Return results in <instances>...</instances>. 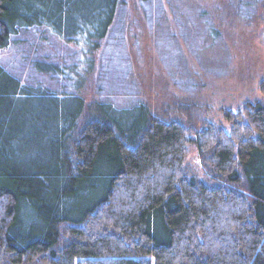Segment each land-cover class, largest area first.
Listing matches in <instances>:
<instances>
[{
	"label": "trees",
	"instance_id": "trees-1",
	"mask_svg": "<svg viewBox=\"0 0 264 264\" xmlns=\"http://www.w3.org/2000/svg\"><path fill=\"white\" fill-rule=\"evenodd\" d=\"M117 2L100 0L111 16L89 40ZM90 9L0 0V264H264V100L218 125L146 110L126 125L100 106L78 127L74 88L28 83V70L65 82L50 38L68 44ZM191 149L206 179L188 171Z\"/></svg>",
	"mask_w": 264,
	"mask_h": 264
},
{
	"label": "rangeland",
	"instance_id": "rangeland-1",
	"mask_svg": "<svg viewBox=\"0 0 264 264\" xmlns=\"http://www.w3.org/2000/svg\"><path fill=\"white\" fill-rule=\"evenodd\" d=\"M76 2L91 7L76 16L80 32L73 30L68 44L60 34L49 41L51 60L61 64L65 82L58 77L56 84L28 70V83L62 86L70 93L74 88L85 103L78 127L100 106L126 125L147 118L144 110L193 128L205 122L202 117L218 125L225 112L264 100L259 87L264 80V0H118L105 36L92 40L89 34L108 25L112 8H99L100 0ZM54 31L49 26L46 33ZM40 46L39 57L51 53ZM187 104L205 111L204 116H187ZM189 153L188 171L206 179L194 149Z\"/></svg>",
	"mask_w": 264,
	"mask_h": 264
}]
</instances>
